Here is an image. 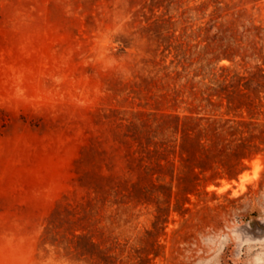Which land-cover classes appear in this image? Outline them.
I'll return each instance as SVG.
<instances>
[{
    "label": "rangeland",
    "instance_id": "1",
    "mask_svg": "<svg viewBox=\"0 0 264 264\" xmlns=\"http://www.w3.org/2000/svg\"><path fill=\"white\" fill-rule=\"evenodd\" d=\"M221 24L264 38V0H0V264H247L237 225L264 237V149L178 187L143 148L169 113L249 117L204 93L255 62L208 59Z\"/></svg>",
    "mask_w": 264,
    "mask_h": 264
},
{
    "label": "trees",
    "instance_id": "2",
    "mask_svg": "<svg viewBox=\"0 0 264 264\" xmlns=\"http://www.w3.org/2000/svg\"><path fill=\"white\" fill-rule=\"evenodd\" d=\"M258 29V26H253ZM210 29V28H209ZM244 38H238L236 34H226L223 25L218 26L213 36H207L208 43L205 51L208 59L228 58L234 61L237 57L248 63L255 61L251 71L241 73L230 66H223L219 75L213 77L205 84L204 93L208 102H213V96L220 100H225L228 109L246 110L249 117L240 115L238 117H204V124L201 118H194L190 114L185 116L184 121L177 114L169 113L165 117H160L158 123L159 138L146 140L143 148L146 153L152 151L159 152L155 163L160 169L168 168L171 179L175 176L179 185L186 184L190 187L199 182L200 176L208 171L214 170L218 166L224 165L226 158L230 165L235 167L243 158L250 156V153L241 152L239 146L255 147L256 150L264 149V146L255 142L253 128L256 126L258 114H264V38L258 32L252 34L251 28H247ZM259 37V39L255 37ZM261 40V41H260ZM261 45L258 46V42ZM217 44L220 50H215L211 45ZM186 120V121H185ZM188 121V122H187ZM192 122L191 126H186ZM264 121L261 123L263 124ZM157 137L156 134H153ZM153 145V148L151 146ZM244 148V149H245ZM170 154L174 156L171 157ZM175 155H178L177 164ZM147 159L152 161L151 156ZM164 161V162H163ZM216 170L220 177H232L230 168L226 170ZM156 171L152 172V174ZM158 174L157 178H160ZM154 184V183H153ZM143 189V186H139ZM170 191L172 185L169 186ZM172 192V191H171ZM77 240L87 237L86 234L73 235ZM71 242H74L73 239ZM71 242L68 247H71ZM88 245H94L91 239ZM74 246V244H73ZM76 246V243H75Z\"/></svg>",
    "mask_w": 264,
    "mask_h": 264
},
{
    "label": "clouds",
    "instance_id": "3",
    "mask_svg": "<svg viewBox=\"0 0 264 264\" xmlns=\"http://www.w3.org/2000/svg\"><path fill=\"white\" fill-rule=\"evenodd\" d=\"M237 228V242L248 248L249 258L247 264H264V237L253 239L243 232L239 223Z\"/></svg>",
    "mask_w": 264,
    "mask_h": 264
},
{
    "label": "bare ground",
    "instance_id": "4",
    "mask_svg": "<svg viewBox=\"0 0 264 264\" xmlns=\"http://www.w3.org/2000/svg\"><path fill=\"white\" fill-rule=\"evenodd\" d=\"M245 175H246V174H241V175H240V180H241V182H243L244 179L246 178ZM246 179H247V178H246Z\"/></svg>",
    "mask_w": 264,
    "mask_h": 264
}]
</instances>
